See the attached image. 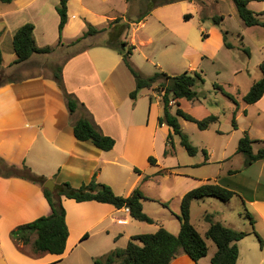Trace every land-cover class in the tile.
I'll list each match as a JSON object with an SVG mask.
<instances>
[{
  "label": "crops",
  "instance_id": "crops-1",
  "mask_svg": "<svg viewBox=\"0 0 264 264\" xmlns=\"http://www.w3.org/2000/svg\"><path fill=\"white\" fill-rule=\"evenodd\" d=\"M58 1L60 0H13L10 3L0 1V47L3 54L0 73H3L2 69L17 68L19 65L13 64L17 59L13 37L15 31L26 22L35 24L34 37L37 45L41 43L38 46L43 47L42 44L47 43L46 37L50 27H53L55 35H58L57 45L67 46L83 36L88 29V23L102 28L116 18L122 17L108 0H69V20L62 33L65 37L62 38V43H59ZM262 1L250 0L249 7L262 14L264 13ZM126 2L131 6L130 0ZM194 2L196 0H180L157 6L140 21L142 11L140 9L143 7L134 11L137 15L128 20L130 28L126 40L136 46L131 59L137 69L142 67L143 62L134 58L135 51L140 48L136 43L154 44L155 32L164 36L161 39L163 46L174 58L178 57L180 50L183 51V55L186 54L184 43L188 36L185 30L187 20L185 16L188 14L187 6ZM261 14L259 16L264 20V14ZM74 21L78 29L76 32H73L75 30L72 28ZM144 27L152 30L147 39H141L139 42L135 34ZM263 27L248 26L242 20L235 31L238 34L244 33L245 39L246 34H250L251 37L256 34V41L264 46ZM96 36L103 38L76 51L62 64V75L67 90L74 93L84 104H80L74 116L71 115L65 93L52 72H35L0 85V157L9 164L19 167L27 165L37 174L48 179L54 178L56 184L69 181L75 187H79L96 177L98 181L110 184L118 195L124 196L130 195L136 187H140L147 197L143 200L145 211L148 198H153L156 193L172 199L177 198L181 208L182 198L186 192L206 182H217L237 192L240 191L241 186L237 182L238 186L232 184L234 179L225 181L226 177L237 174L232 169L221 175L197 178L187 173L180 164L167 163L173 152L165 155L171 127L159 124V117L164 111L162 93L154 87L143 88L138 97L132 99L130 93L136 87L135 76L126 66L122 55L105 45L109 32H99L81 41ZM203 38L201 50L188 46V51L192 50V53L202 60L217 59L222 53L224 55L230 51L224 42L223 29H219L218 26L211 27ZM42 54L34 53L28 61L40 59L39 56ZM143 54L146 60H152L155 50L150 48ZM61 58H64V55ZM166 61L167 57L158 61L157 67L160 70L156 71H163ZM243 67H245L243 63L235 65L234 78ZM189 70L198 69L191 66ZM257 79L258 77L253 78L242 91L239 80L232 78L233 82H230L232 85L230 89L241 96L233 110L238 124L235 129L240 131L239 138L247 131L253 139L264 140V95L255 103L244 100L245 94L258 81ZM177 103L180 104V99L171 102L173 113H175L173 107ZM83 115L92 118L104 134L115 139V145L111 150H103L93 141L79 140L75 136L74 118ZM226 148L227 144L223 148L224 152ZM150 156L156 157V164L149 161ZM256 163L260 164L259 177H264V159L254 164ZM133 170L136 175L131 178ZM248 170V173L251 172ZM171 174L187 179L177 182L176 188L171 189L169 186ZM160 178L162 181H159ZM154 179H157L158 186L150 185V181ZM197 201L199 200L193 201L191 212ZM244 201L251 206L250 211L256 220L255 229L264 239V195L245 198ZM62 202L66 209V222L69 228L64 253L34 252L32 249L23 252L11 238V231L20 224L51 214L52 207L45 196L43 186L39 183L19 176L0 175V264H94V258L103 254L91 249L92 238L101 239L102 244L98 249L102 250L104 243L109 242V237L113 238L111 240H114V245L117 246L124 239L129 242L135 235L130 232V224L131 220L137 219L133 218L125 207L118 208L111 203L96 200L77 201L65 196L62 197ZM215 221L251 232L238 241L240 255L237 264H264V244L262 245L252 232V224L250 228L249 226L240 228L239 224L230 220ZM192 223L196 226L193 221ZM209 226L210 223L202 231L196 227L205 234ZM208 240L212 239H207L209 250L206 256L195 261L181 250L170 264H212L217 246Z\"/></svg>",
  "mask_w": 264,
  "mask_h": 264
},
{
  "label": "trees",
  "instance_id": "trees-1",
  "mask_svg": "<svg viewBox=\"0 0 264 264\" xmlns=\"http://www.w3.org/2000/svg\"><path fill=\"white\" fill-rule=\"evenodd\" d=\"M0 1L10 3L13 0ZM176 1L180 0H150L147 12L141 15L139 21L153 8ZM233 1L239 16L246 25L264 26V20L259 16L261 13H257L249 7L250 0ZM68 3L69 0H60L57 5V11L60 15L58 27L59 43H62L63 29L69 20ZM185 17L189 20L192 14L188 13ZM213 20L215 24L220 25L224 20V16L215 15ZM129 28L130 21H124L121 17L116 18L111 21L108 26L102 28L88 23V29L83 36L73 41L71 44H76L82 39L99 32L108 31L109 36L105 40V45L117 50L122 55L126 66L135 76L136 87L130 93L131 98L136 99L140 90L143 88L154 87L157 91L162 93L164 111L159 117V124H167L171 127V132L167 138L168 147L165 150V155L171 153V149L174 147V135L180 136V143L190 155H196L198 148L193 145L189 135L183 131L179 117L193 121L200 129L206 130L209 129L213 123L219 121V116L210 114L199 119L182 109L179 103L176 113H173L171 110V102L181 98H186L191 101L199 100L200 94L196 90V86L198 83L205 82L203 70H186L179 74L155 71L150 75H143L134 66L131 59L136 46L122 39V36L128 33ZM34 29V23L26 22L15 31L13 45L17 53V59L13 64H21L28 61L34 53L52 51V47H39L37 45L34 37ZM229 34L230 31L223 30L225 45L228 48H233V43L228 39ZM203 37H206V34H203ZM245 51L248 55L250 54L247 47ZM2 62L3 54L0 47V67ZM261 68L263 76L252 85L244 96V100L248 103H255L264 95V61L261 63ZM62 71L63 66L61 65L57 68L54 78L63 89L69 111L71 115L74 116L80 104H84L78 100L74 93L67 90ZM2 77L3 74L0 73V85L11 80L2 81ZM214 85L224 93L229 94L221 85ZM73 126L75 136L79 140H91L99 148L106 151L111 150L115 145V139L104 134L89 116L83 115L79 118H74ZM233 126L235 128L238 126L235 114ZM256 142L260 143L264 142V140L253 139L247 131L239 139L237 152H241L245 155V163L248 166L264 159V145L260 146L258 150L255 151L254 144ZM204 152L208 159L209 155L207 150L204 149ZM149 161L152 164H156L157 159L154 156H150ZM137 171L140 170L137 169ZM0 175L6 177L19 176L32 182L39 183L43 186L45 196L52 207L51 214L43 215L33 221L20 224L11 231V238L19 248H26L27 245H31V249L34 252L64 253L69 236V228L66 222V209L62 202L63 196L74 198L77 201L96 200L111 203L118 208L128 206L133 218L149 223L155 222L154 218L144 211L143 200L147 197L140 187H136L128 196L118 195L110 184L100 182L96 177H93L90 182L84 183L79 187H75L69 181H64L56 184L55 190L51 191L44 187V183L48 180L46 176L33 172L27 165L19 167L14 164H9L1 157ZM148 177L149 176H146V178ZM237 194H239L237 191L217 182L203 183L186 192L182 198L181 214L179 215L181 228L179 233H172L164 226H160L156 232L133 235L126 247L114 248L101 256L95 257L94 264H170L181 250L188 254L193 260L198 261L208 254L209 246L207 239H212L217 246V251L212 257V264H237L240 255L238 241L248 236L251 232L232 228L221 221L213 220L211 216L207 214L205 217L210 222V226L205 234H202L191 221V206L193 201L213 196L228 202ZM245 214L253 226L252 232L257 235L263 245L264 239L255 229L256 220L254 215L247 208Z\"/></svg>",
  "mask_w": 264,
  "mask_h": 264
},
{
  "label": "rangeland",
  "instance_id": "rangeland-1",
  "mask_svg": "<svg viewBox=\"0 0 264 264\" xmlns=\"http://www.w3.org/2000/svg\"><path fill=\"white\" fill-rule=\"evenodd\" d=\"M149 1L150 0H130L129 3L131 6H128L126 0H108V3L112 4L116 11H119V16H122L121 18L124 21H128L129 18L137 15L134 11L136 9L138 10L139 7H143L140 10H144L143 12L141 11V15L146 13L149 7ZM261 3H264V0ZM186 12L191 13L192 17L185 22V30L188 36L187 41L184 43L185 55H183V51L180 50L178 52V57L174 58L172 53L166 52V48L163 46V40H161L164 36L155 32L153 36L154 44L143 45L141 43H136L140 48L135 51L136 55L134 58L135 60L143 62L142 67L138 69L143 75H150L156 70H160L157 67V62L162 61L164 57H167L169 62H165L166 65L163 71L169 74L182 73L189 70L191 66H196V69L199 71L203 70L205 82L198 83L196 86V90L200 94V99L191 101L182 98L180 99V107L200 119L210 114H217L219 115V121L214 123L209 129L202 130L195 122L180 117L183 131L189 135L193 145L198 148V152L196 155H190L180 143V136L175 135L174 151L171 149L173 153H171L170 160H168L167 163L170 164L174 162L175 165L180 164L182 168L186 169L187 173L193 174V176L197 178H206V176H215L217 174L221 175L226 173L228 169L234 170L237 174L233 177H226L225 175V181L234 179V183L232 184H234V186H241L239 189L240 191H238L239 194L228 202L213 196H208L209 198L205 197L204 200L200 199L192 208L191 221L202 231L204 228H207L210 223L205 218V216L209 214L213 220H230L239 224L240 228H246L247 226L250 228L251 222L249 218L246 217L245 213L246 208L251 210V206L248 202L244 203V199L264 195V177H259L260 164L253 163V166L246 165L245 155L241 152H237L240 131H236L233 126V110L235 109V105L238 104L239 97L241 96L230 89L232 86L230 82H233L232 78L239 80L242 91L247 88L248 83L250 84L253 78L258 77L257 80H259L263 76L261 63L264 61V46L256 41V34H253V37H251L250 34H246L245 39L243 38L244 33L238 34L237 31H235L242 20L233 0H196V2L187 6ZM215 15L224 16V20L220 25L215 24L213 20ZM216 26H218L219 29L230 31L228 39L233 43L234 47L229 48L230 51L227 54L223 55L222 53L217 59L205 58L202 60L198 55L192 53V50L188 51L189 45L195 50H201L203 46L202 42L204 41L203 33L207 34L211 27ZM72 28L75 30L73 32L78 30L76 29L75 21L72 23ZM151 30L152 29L149 27H144L139 30L137 34H135L137 41L140 42L141 39H147ZM130 35H132V31H130ZM257 35L261 36L260 34ZM102 36L104 35L102 34ZM63 37H65V35H62V38ZM126 37L127 34H124L122 39L126 40ZM102 38L101 36H96V38L86 39L76 44L69 43L67 46L62 44L57 45L58 35L56 36L53 27H50L46 37L47 43H44V45L42 44V46L52 47V51L43 53L39 56L41 57L40 59H34L19 64L17 68L2 69L3 77L1 80H17L41 71L55 74L57 68L63 64L67 57ZM64 41L65 39H63V42ZM40 44L41 43H38V45ZM246 47L250 51L249 55L245 51ZM150 48H154L155 55L152 56V60H146L143 53ZM62 55H64V58H61ZM239 63L241 65L243 63L245 67H243V70L234 78L233 70L235 65ZM214 84L221 85L229 94L216 88ZM177 104L173 107L175 113L179 106ZM225 144H227V150L224 152L223 148ZM262 145H264V142H256L254 144V150H258ZM204 149L208 152V159L206 158ZM248 169H250L251 172L248 173ZM135 175L136 172L133 170L130 176L133 178ZM186 179L185 177L171 174L169 176V186L171 189H175L177 182ZM159 181H162L161 178ZM165 181L166 180H164V182ZM157 184V179L150 181V185L152 186H158ZM148 199L145 205L147 212L144 211L154 218L155 222L149 223L133 219L130 224V232H133L132 234L135 235L152 233L159 226H164L172 233L180 231L181 223L179 215L181 214V208H179L178 199H172V197L160 195L159 193H156L153 198ZM108 239L109 242L104 243L103 249L100 250L98 246L102 244L100 243L101 239L92 238L91 249L94 252H102L101 254H105L113 248H124L128 244V240L124 239L116 246L114 245V240H111L113 238L109 237ZM208 242L215 245V242L212 240H208ZM19 249L23 252H29L31 245Z\"/></svg>",
  "mask_w": 264,
  "mask_h": 264
},
{
  "label": "water",
  "instance_id": "water-1",
  "mask_svg": "<svg viewBox=\"0 0 264 264\" xmlns=\"http://www.w3.org/2000/svg\"><path fill=\"white\" fill-rule=\"evenodd\" d=\"M44 187L48 188L51 191L55 190L56 187V183H55V179L54 178H49L45 183H44Z\"/></svg>",
  "mask_w": 264,
  "mask_h": 264
},
{
  "label": "built area",
  "instance_id": "built-area-1",
  "mask_svg": "<svg viewBox=\"0 0 264 264\" xmlns=\"http://www.w3.org/2000/svg\"><path fill=\"white\" fill-rule=\"evenodd\" d=\"M125 209H126V210H128V211H130V209H129V207H128V206H126V207H125Z\"/></svg>",
  "mask_w": 264,
  "mask_h": 264
}]
</instances>
